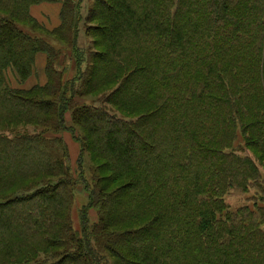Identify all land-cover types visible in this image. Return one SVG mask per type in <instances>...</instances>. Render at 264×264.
Here are the masks:
<instances>
[{
    "label": "trees",
    "instance_id": "1",
    "mask_svg": "<svg viewBox=\"0 0 264 264\" xmlns=\"http://www.w3.org/2000/svg\"><path fill=\"white\" fill-rule=\"evenodd\" d=\"M42 1L0 0V264H264V205H257L264 186L231 145L238 124L264 156V120H256L264 116V0H90L84 32L93 50L82 56L83 0H65L51 32L29 15ZM127 33L147 49L126 48ZM49 39L72 56L71 78ZM207 48L226 59L217 85L189 78V64L215 56L201 58ZM38 52L47 54L45 85L10 88L7 70L26 80ZM241 68L255 69V82L238 94ZM159 72V81L143 83ZM166 78L177 94L161 100ZM131 82L144 112L126 119L113 109L126 112L121 94ZM254 86L255 97L246 93ZM212 103L224 118L217 139L205 126ZM166 112L172 118L162 123ZM65 130L80 144L79 160L86 154L96 163L90 182L72 176ZM79 182L87 201L76 231L70 211ZM250 184L260 191L253 208L230 211L227 189Z\"/></svg>",
    "mask_w": 264,
    "mask_h": 264
},
{
    "label": "rangeland",
    "instance_id": "2",
    "mask_svg": "<svg viewBox=\"0 0 264 264\" xmlns=\"http://www.w3.org/2000/svg\"><path fill=\"white\" fill-rule=\"evenodd\" d=\"M65 0H45L42 1L38 4H34L32 9V14L35 16H38L43 22L47 24L48 27L56 26L60 22V9ZM75 1V0H73ZM90 6V0H83L81 4V20L82 22L79 23L78 28H79V39H78V46H79V52L81 56L83 55V51L85 52L88 48L90 51L93 50L91 41L94 39V37L86 36L84 29L85 25L88 24L85 22V17L87 14L88 7ZM91 26L96 25L95 21L90 22ZM37 36L44 37L45 35L41 32H35L34 33ZM133 35L135 34H126L125 40L126 41V48L128 49H135L136 47H140L142 49H147V46L144 44L145 39H142L141 37H134ZM50 44L55 48V49H60L61 55L59 57V64L58 67L60 68H65L66 73H65V78H71L74 74V66H73V61H72V56L70 55L68 49H66L64 46H62L60 43L53 39H49ZM142 44L143 46H141ZM198 53H200L201 58H206L208 57L211 53H213L215 56L213 58H209L207 60L201 61L199 64H189V78L194 82H199V81H204L205 79H208L210 83H214V85H217L220 83V81L223 80V78L227 77V74L223 73V70L225 68V63L226 59L225 56L222 52L221 49L219 50H214L211 51L210 48L207 49H202ZM244 53H249L245 51ZM250 54V53H249ZM244 57V54H242ZM86 57V56H85ZM161 59H164L161 57ZM179 61H176V65L173 64V66L178 67ZM45 63H47V54L45 52H38L36 54V60H35V65L33 67V73L29 78H27L24 81H20L17 79L16 75L12 70H7V74H9L7 77L9 78L8 84L12 88H29L33 85H42L45 83V70L44 66ZM197 64V65H196ZM84 68V64L82 65V69ZM205 72V73H204ZM229 72V70L227 71ZM169 73L171 70H169ZM162 73H157L155 76L151 75L150 77L148 74L143 77V83L148 85L150 81H159V75ZM203 79L201 77L203 76ZM237 76L235 77V82L238 83L239 88L236 89L238 91V94L241 93L240 87L244 85L245 83H250V82H255V69H250L246 70L245 68L238 69L236 71ZM158 76V79H157ZM157 79V80H156ZM248 79H250V82H247ZM180 82V81H179ZM165 85L162 87H159L158 89V95L159 98L162 99H170V96L174 97L177 94L176 88L173 86V82L170 79H165L164 80ZM133 83L131 82L124 92L121 94L123 99V106L127 108L125 110L126 112L113 109L114 113L116 116H122L123 118H130V119H135L139 117L144 110H141V106L144 102H142L143 98L140 95H137L136 100L133 98V93L130 91L131 88H133ZM132 85V86H131ZM112 87L108 88L107 90H110ZM161 93V94H160ZM250 95H253L255 97V94H258V92H255V86L252 88L249 92H246ZM237 94V95H238ZM215 95L219 97L216 93ZM135 101V105L133 106ZM222 109V105L219 106L217 104L212 103L210 105L209 111L207 112V118H206V130H207V135L211 139H217L220 134H221V129H220V123H221V118L223 116L220 114V110ZM232 109V108H231ZM169 110V109H168ZM233 111L235 109H232ZM259 111V110H258ZM168 115V118L171 119V113L166 112V116H164L160 122L163 123V120L166 119ZM226 115V112H224V116ZM221 117V118H220ZM258 117V116H257ZM70 119V115L68 114L66 117L67 125L68 121ZM263 121L264 116H261V118L256 119ZM161 124V123H160ZM237 124V130H236V136L235 140L231 143L233 150H235V153L240 156H248L249 159L255 164V166L258 168L259 174L261 176V181H258L257 183L260 185V182L262 183V186H264V156L263 153H259V150L262 147V145H258L257 148H255V143L250 142L251 139L247 137V134H242L240 133V129L238 128ZM159 130V137L163 140H165V129L166 126L163 124L161 125ZM32 131V129H30ZM59 136L63 138L65 143L67 144L68 147V152H69V167L72 173V176L75 180H79L82 176V178L90 182V179L92 177L91 175V169L96 165L92 160L89 159L88 155L83 154L82 159L79 160V155H80V144L79 142L73 137L72 133L68 130L62 131L59 133ZM256 150V151H255ZM135 153V151H134ZM138 157V156H137ZM136 157V158H137ZM120 184V183H119ZM117 184V185H119ZM258 185H255L252 187V184L249 185L245 191L238 188H231L227 189L226 194L224 195V203L229 206L230 211H234L240 207L243 206H249L250 208H253L255 204V196L260 195V191L257 189ZM257 196V197H258ZM256 197V198H257ZM86 194L83 192L82 189V183H77V187L74 192V200L71 206V211H70V218H71V225L72 228L76 231L80 230V210L81 208L86 204ZM257 205L263 206V202L257 201ZM121 208L117 205L112 207L111 210V216L114 217L117 214H119V210ZM88 220L89 224H94L97 222V214L95 210L91 209L88 211Z\"/></svg>",
    "mask_w": 264,
    "mask_h": 264
},
{
    "label": "crops",
    "instance_id": "3",
    "mask_svg": "<svg viewBox=\"0 0 264 264\" xmlns=\"http://www.w3.org/2000/svg\"><path fill=\"white\" fill-rule=\"evenodd\" d=\"M33 6H35V5H33ZM33 6H30V8H29V15H30V17L33 19V20H35L37 23H38V25L43 29V30H45V31H54L55 29H57L58 27H59V25H60V22H59V24L58 25H56V26H52L51 25V27H48L47 26V24L45 23V22H43V20H41L38 16H35V15H33L32 14V7ZM62 7V6H61ZM60 11H61V9H60ZM35 60H36V56H35V59H34V64H33V67H34V65H35ZM44 67H46V63H45V66ZM44 70H45V68H44ZM32 73H33V71H32ZM31 73V74H32ZM45 73V72H44ZM9 74H7L6 73V78H7V81L9 82V76H8ZM8 76V77H7ZM31 76V75H30ZM29 76V77H30ZM28 77V78H29ZM18 79V78H17ZM46 81H47V78H46V75H45V83H46ZM45 83L44 84H42V85H39V86H43V85H45ZM9 85V84H8ZM33 86H35V85H33ZM33 86H31V87H29V88H12V87H10V85H9V87L10 88H12V89H22V90H29L30 88H32Z\"/></svg>",
    "mask_w": 264,
    "mask_h": 264
}]
</instances>
